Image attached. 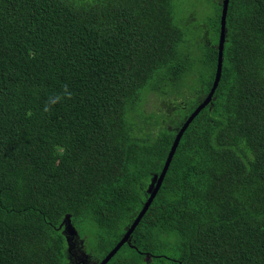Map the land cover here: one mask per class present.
<instances>
[{
	"label": "trees",
	"instance_id": "trees-1",
	"mask_svg": "<svg viewBox=\"0 0 264 264\" xmlns=\"http://www.w3.org/2000/svg\"><path fill=\"white\" fill-rule=\"evenodd\" d=\"M207 4L0 0V264H84L78 245L99 264L119 243L211 91L215 67L182 96L188 56L218 58ZM226 30L214 99L107 264H264V0H230Z\"/></svg>",
	"mask_w": 264,
	"mask_h": 264
},
{
	"label": "water",
	"instance_id": "water-1",
	"mask_svg": "<svg viewBox=\"0 0 264 264\" xmlns=\"http://www.w3.org/2000/svg\"><path fill=\"white\" fill-rule=\"evenodd\" d=\"M229 2L230 0H223L222 3V10H221V26H220V41H219V49H220V56L218 59V72H217V77H216V81L214 84V87L211 90V93L209 94V96L207 97V99L192 113V115L187 119V121L184 123V125L182 126V128L180 129V131L178 132V134L175 137L174 143L171 147V150L168 154V157L166 159L165 165L163 167V170L161 172V174L159 175V177L157 178L156 181V185L153 188L150 197L148 198L147 202L145 203L143 209L141 210V212H139V214L137 215V217L134 219L133 223L131 224V226L129 227V229L126 231V233L124 234V236L122 237V239L119 241V243L115 246V248L99 263V264H107L116 254L117 252L125 245V244H129L130 243V238L133 235L134 231L136 230L137 226L139 225V223L141 222V220L143 219V217L145 216L147 210L149 209V207L151 206L153 200L155 199L158 190L160 189V186L164 180V177L166 175V172L170 166L171 160L174 156V153L178 147V144L180 142V139L182 138V136L184 135V133L186 132L190 122L192 120H194V118L200 113V111L208 104V102L211 100L213 93L216 91V88L218 86L219 80H220V76H221V68H222V50H223V44H224V39H225V33H226V21H227V14H228V7H229Z\"/></svg>",
	"mask_w": 264,
	"mask_h": 264
},
{
	"label": "clouds",
	"instance_id": "clouds-1",
	"mask_svg": "<svg viewBox=\"0 0 264 264\" xmlns=\"http://www.w3.org/2000/svg\"><path fill=\"white\" fill-rule=\"evenodd\" d=\"M222 3H223V0H208V4H207V6L205 7V10H206V12L207 13H209V14H214V8H215V6H216V4L218 5V6H220V8H221V10H222ZM229 5H230V2H229ZM228 9H229V7H228ZM227 17H228V14H227ZM220 25L219 26H221V14H220ZM227 22V21H226ZM226 25H227V23H226ZM226 32H227V30H226ZM219 41H220V30H219V36H218V44L216 45V49H217V51H218V58H217V60H216V62H215V65L213 66V67H207V66H205L203 63H202V60H201V53L200 54H198V53H196L195 51L194 52H192L191 54H196V56L195 57H197L198 59H197V62L199 63V65L202 67V70H204V71H201V76H202V74H204L208 69H212V68H214L215 67V73H214V77H213V81H212V85H211V90H212V88L214 87V84H215V81H216V77H217V72H218V65H219V63H218V59H219V56H220V49H219ZM225 43H226V33H225V39H224V44H223V50H222V68H221V76H220V80H219V83H218V86H217V88H216V90L218 89V87H219V85H220V82H221V80H222V75H223V66H224V48H225ZM190 69V68H189ZM189 71V70H188ZM187 75V74H186ZM72 92L69 90V88L67 87V85H65L64 86V88H63V92H62V94H58V95H55V96H51V97H49V99H48V102H47V104L45 105V108H44V111L45 112H48V111H50V109H51V106L52 105H55L56 103H59V102H61L63 99H72ZM185 123V122H184ZM184 125V124H183ZM182 125V126H183ZM182 128V127H181Z\"/></svg>",
	"mask_w": 264,
	"mask_h": 264
},
{
	"label": "rangeland",
	"instance_id": "rangeland-1",
	"mask_svg": "<svg viewBox=\"0 0 264 264\" xmlns=\"http://www.w3.org/2000/svg\"><path fill=\"white\" fill-rule=\"evenodd\" d=\"M204 3H205V1H202L200 3V6L202 7V5ZM214 12H215V8H214ZM211 34L216 37L218 34L217 28H212ZM185 45H186V41H185L184 47H185ZM197 59L198 58L193 56L192 54H190L187 58V60L189 61L190 69H189V72L187 73V75L182 79L184 82V88H183V92H182L183 100L184 99H190L191 90L196 89L197 87H200V84H201V74L200 73L202 71V67L197 62ZM188 89H190V90H188ZM210 93H211V91H210ZM214 93L212 95L213 99H214ZM152 188H153V186H151L149 192L152 191ZM76 252L79 255V259H80L79 261H83L84 264H94L95 263V261H92V259L89 256L84 255L81 245L76 246Z\"/></svg>",
	"mask_w": 264,
	"mask_h": 264
}]
</instances>
